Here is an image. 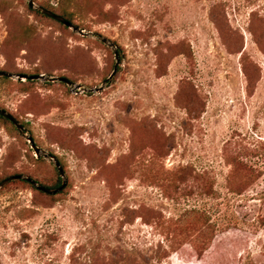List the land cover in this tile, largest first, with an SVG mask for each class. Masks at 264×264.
<instances>
[{
  "label": "rangeland",
  "instance_id": "rangeland-1",
  "mask_svg": "<svg viewBox=\"0 0 264 264\" xmlns=\"http://www.w3.org/2000/svg\"><path fill=\"white\" fill-rule=\"evenodd\" d=\"M29 1L0 0V70L45 75L0 77V179L68 184L0 189V264H264V0H34L84 33Z\"/></svg>",
  "mask_w": 264,
  "mask_h": 264
},
{
  "label": "water",
  "instance_id": "water-1",
  "mask_svg": "<svg viewBox=\"0 0 264 264\" xmlns=\"http://www.w3.org/2000/svg\"><path fill=\"white\" fill-rule=\"evenodd\" d=\"M29 5H30V7L36 8V9L42 11L44 14L53 17L54 19H56V20L64 23L65 25H67L69 27H72L74 30L79 31L81 33H84V31L78 25H75L74 23H72L71 21L67 20L63 16H61L59 14H56V13L52 12L49 9H46V8L37 6L35 4V1L34 0H30L29 1ZM101 39L105 43H109L112 46L115 45L114 43H112L111 41H109V39L106 38V37H102ZM115 53H116V57L118 59V50H116ZM118 64H119V60H117V63L115 65V69H114L113 73L111 74V76L107 79L106 82H108L109 80H111L113 78L114 74L116 73V71L118 69ZM2 76H4V77H15V76H17L21 80L23 78H26V79H44L45 78V75L44 74H37V75H15L14 73H11L9 71H3V70L0 71V77H2ZM49 79L51 81H63V82H66L69 85H72L73 84V82L70 79H68L67 77L53 76V77H50ZM103 89H104V86H102V87L99 88V90H103ZM84 90H87V89L84 88ZM0 114L3 115V116H5V117H7L11 121H13V123L16 125V127L21 132H23V133L26 134L24 125L11 112H9L6 109L0 107ZM27 138H28L29 142H31L32 148L37 153V156L40 157L42 155V152H43L42 149L36 144L35 140L33 139V137L31 135H27ZM44 156L45 157H48V154L45 153ZM53 160H54V164L58 168V170H59V172H60V174H61V176L63 178V182H62V184L59 187H57V188L45 187V186L39 184L38 182H36L35 180H33L31 177L26 176V175L19 174V175H12V176L4 179L3 181H1L0 182V189L2 187H4L6 184H8L10 181H13V180H16V179H26L28 181H31L40 190H42V191H44L46 193H49V194H57V193H59L60 191H62L67 186L68 180L66 178L65 170H64L61 162L59 161V159L56 158V157H53Z\"/></svg>",
  "mask_w": 264,
  "mask_h": 264
},
{
  "label": "trees",
  "instance_id": "trees-1",
  "mask_svg": "<svg viewBox=\"0 0 264 264\" xmlns=\"http://www.w3.org/2000/svg\"><path fill=\"white\" fill-rule=\"evenodd\" d=\"M70 2H75L76 0H69ZM42 6L44 7V8H46V9H49V10H51L52 12H54V13H56V14H59V15H61V16H63L64 18H66L67 20H69V21H71L72 23H74V19H73V13H71V12H69L67 9H63L61 12H58L57 10H55L54 8H51L49 5H45V4H42ZM34 12H36L37 14H39V15H42V16H44V17H47V18H50V19H54L53 17H51V16H49V15H46V14H44V13H42V12H40V11H38V10H34ZM56 20V19H55ZM56 21H58V20H56ZM59 23H61L63 26H65V24L64 23H62V22H60V21H58ZM66 28H68L67 27V25L65 26ZM0 71H2V70H0ZM3 71H5V70H3ZM62 77H66V76H62ZM3 78L4 79H9L8 77H4L3 76ZM68 79H70L71 81H73L71 78H69V77H67ZM29 81H34V80H32V79H29ZM62 84H67V83H65V82H61ZM0 117L1 118H3V119H5L6 121H8L12 126H14L15 127V129L20 133L21 131L16 127V125L13 123V121H11L10 119H8L7 117H5V116H3V115H1L0 114ZM19 174H21V173H14V174H12V175H19ZM12 175H7V176H5L4 178H1L0 179V182L1 181H3L4 179H6V178H8V177H10V176H12ZM33 180H35L36 182H39V180L38 179H35V178H33V177H31ZM18 180V179H17ZM22 181H24L25 183H27V184H29V185H31L33 188H35V189H38L40 192H42V190H40L35 184H33L31 181H28V180H22ZM62 182H63V180H62V177H61V174H60V172H59V170H57V180L55 181V183L54 184H48V183H44V182H39L41 185H43V186H45V187H49V188H57V187H59L61 184H62ZM44 192V191H43ZM60 193V192H59ZM49 194V193H48ZM58 194V193H57Z\"/></svg>",
  "mask_w": 264,
  "mask_h": 264
}]
</instances>
